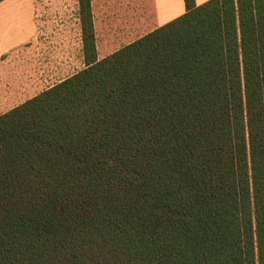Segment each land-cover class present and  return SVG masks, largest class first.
<instances>
[{
	"label": "trees",
	"instance_id": "obj_1",
	"mask_svg": "<svg viewBox=\"0 0 264 264\" xmlns=\"http://www.w3.org/2000/svg\"><path fill=\"white\" fill-rule=\"evenodd\" d=\"M3 0H0V2ZM186 12L0 115V264H264V0Z\"/></svg>",
	"mask_w": 264,
	"mask_h": 264
},
{
	"label": "crops",
	"instance_id": "obj_2",
	"mask_svg": "<svg viewBox=\"0 0 264 264\" xmlns=\"http://www.w3.org/2000/svg\"><path fill=\"white\" fill-rule=\"evenodd\" d=\"M111 5L114 0H100ZM153 6L155 25L124 46L151 31L177 19L186 12L185 0H148ZM209 0H195L201 5ZM96 41L97 59L102 60L116 50L100 48L96 37L97 2L90 0ZM124 20L144 22L147 0H122ZM102 8V15L107 13ZM104 18V17H102ZM51 46L66 55L58 71L63 76L49 84L45 53ZM52 48V47H51ZM86 60L83 43L80 0H3L0 2V115L34 98L56 84L82 71Z\"/></svg>",
	"mask_w": 264,
	"mask_h": 264
},
{
	"label": "rangeland",
	"instance_id": "obj_3",
	"mask_svg": "<svg viewBox=\"0 0 264 264\" xmlns=\"http://www.w3.org/2000/svg\"><path fill=\"white\" fill-rule=\"evenodd\" d=\"M125 4L122 0H114L111 5L102 4L101 1L97 2L98 20H96V37L100 48L103 50L112 51L116 50L137 36L148 32L155 25L154 22V10L150 1L147 0L145 19L144 22L140 23V30L135 31L137 23L133 21L124 20V15L121 13ZM107 8V13H101L102 8ZM104 17V18H102ZM52 47V48H51ZM48 52L45 53L44 64L48 66V77L49 84H53L63 76L58 71V68L63 64V59L66 55L60 50L51 46ZM84 68V59L81 65Z\"/></svg>",
	"mask_w": 264,
	"mask_h": 264
}]
</instances>
